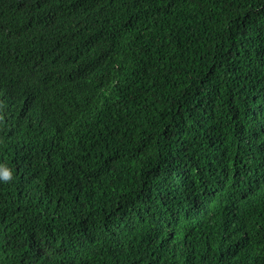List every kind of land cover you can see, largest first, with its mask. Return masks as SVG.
Wrapping results in <instances>:
<instances>
[{"label": "trees", "instance_id": "trees-1", "mask_svg": "<svg viewBox=\"0 0 264 264\" xmlns=\"http://www.w3.org/2000/svg\"><path fill=\"white\" fill-rule=\"evenodd\" d=\"M0 264H264V0H0Z\"/></svg>", "mask_w": 264, "mask_h": 264}]
</instances>
